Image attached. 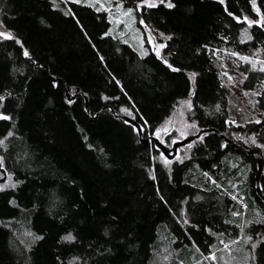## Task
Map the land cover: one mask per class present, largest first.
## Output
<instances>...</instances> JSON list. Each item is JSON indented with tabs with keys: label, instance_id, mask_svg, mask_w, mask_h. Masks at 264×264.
Listing matches in <instances>:
<instances>
[{
	"label": "trees",
	"instance_id": "1",
	"mask_svg": "<svg viewBox=\"0 0 264 264\" xmlns=\"http://www.w3.org/2000/svg\"><path fill=\"white\" fill-rule=\"evenodd\" d=\"M122 3L162 55L97 5L0 0V264H192L231 242L264 264V0ZM231 56L254 119L233 117ZM187 101L190 136L206 132L173 161L123 118L150 137Z\"/></svg>",
	"mask_w": 264,
	"mask_h": 264
},
{
	"label": "rangeland",
	"instance_id": "2",
	"mask_svg": "<svg viewBox=\"0 0 264 264\" xmlns=\"http://www.w3.org/2000/svg\"><path fill=\"white\" fill-rule=\"evenodd\" d=\"M74 2H86L87 4L98 6L103 11H106L109 15L110 21L112 23L111 34H114L115 38L129 44L133 47L140 55L144 56L149 49H153L159 55L165 48V40L161 36H156L152 34L147 28L143 26L142 28L138 26L136 13L134 10L125 7L122 0H66ZM7 32L0 25V36H6ZM231 62L227 66L226 70V81L228 89L231 92V106L233 110V117L241 121L243 119L256 118L252 107L254 104L253 96L246 91L244 88L245 73H242L238 67V61L235 60L233 56L230 57ZM254 64L260 63L262 60L261 55L257 54L255 57H251ZM192 108L191 101L185 102L176 114L156 133L164 144L172 146L175 140H183L190 136L194 130V125L189 118V112ZM147 136H152L146 134ZM169 138V141H167ZM255 149L259 147H254ZM187 149L180 151V154L185 156ZM163 156V155H162ZM162 160L165 161V159ZM4 175L0 171V179ZM10 177H8V180ZM7 179V176H6ZM10 183V182H9ZM8 183V186H9ZM5 187L4 184H0V189ZM23 240L25 238L29 239L28 232L22 235ZM237 244L225 243L224 245L218 244L211 249V254L209 256L204 255L200 257V262L196 261L192 264H241L237 261L236 256ZM177 252V249H174ZM180 253V251H179ZM178 253V254H179ZM234 257V258H233ZM195 258H192V261ZM180 264H185L184 259H179ZM150 264H162V259L156 257V259L151 261Z\"/></svg>",
	"mask_w": 264,
	"mask_h": 264
},
{
	"label": "water",
	"instance_id": "3",
	"mask_svg": "<svg viewBox=\"0 0 264 264\" xmlns=\"http://www.w3.org/2000/svg\"><path fill=\"white\" fill-rule=\"evenodd\" d=\"M46 69H48V68H46ZM67 95H68L69 101H73L76 98L74 95H71L70 90H68ZM97 116L98 115H96L93 118L94 122L97 120ZM123 118L127 123H129L130 125H132L136 129V131L139 135V138H140V142L143 145H149L150 143H153L155 145V147L157 148V150L169 161L175 160L177 158V156L179 155V151L181 148L186 147L187 145L192 143L194 140L199 138L204 132H206V131H200V133H198L197 135L189 136L186 139L175 140L173 142L172 146H168V145L164 144V142L159 138V136L157 134H154L150 137H145L142 125L139 122H137L135 119H132L129 117H123ZM227 143L229 144L232 142L230 140H227ZM234 147H237V146L234 145ZM253 154H259V152L257 150L249 152V155H253ZM0 171L4 175V177L2 179H0V183H4L6 181L7 173L2 168L1 164H0ZM262 171H263L262 162L259 161V171H258V174L256 176V180H257L256 189H257V194H258L259 198L264 203V194L262 192V187H261V183H260V176H261Z\"/></svg>",
	"mask_w": 264,
	"mask_h": 264
},
{
	"label": "snow or ice",
	"instance_id": "4",
	"mask_svg": "<svg viewBox=\"0 0 264 264\" xmlns=\"http://www.w3.org/2000/svg\"><path fill=\"white\" fill-rule=\"evenodd\" d=\"M170 7H171V5H169ZM4 118H6V117H4ZM70 238V237H69Z\"/></svg>",
	"mask_w": 264,
	"mask_h": 264
}]
</instances>
